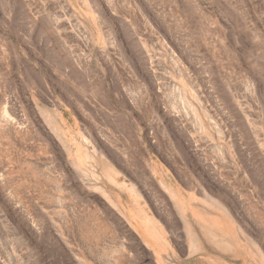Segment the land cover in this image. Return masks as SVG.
<instances>
[{
	"label": "rangeland",
	"instance_id": "obj_1",
	"mask_svg": "<svg viewBox=\"0 0 264 264\" xmlns=\"http://www.w3.org/2000/svg\"><path fill=\"white\" fill-rule=\"evenodd\" d=\"M0 264H264V0H0Z\"/></svg>",
	"mask_w": 264,
	"mask_h": 264
},
{
	"label": "bare ground",
	"instance_id": "obj_2",
	"mask_svg": "<svg viewBox=\"0 0 264 264\" xmlns=\"http://www.w3.org/2000/svg\"><path fill=\"white\" fill-rule=\"evenodd\" d=\"M256 242V241H255ZM217 247V246H216ZM230 248H232V247H230Z\"/></svg>",
	"mask_w": 264,
	"mask_h": 264
}]
</instances>
